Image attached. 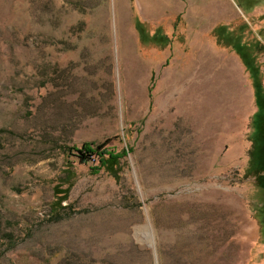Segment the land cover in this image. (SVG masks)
<instances>
[{
  "label": "rangeland",
  "instance_id": "374dc122",
  "mask_svg": "<svg viewBox=\"0 0 264 264\" xmlns=\"http://www.w3.org/2000/svg\"><path fill=\"white\" fill-rule=\"evenodd\" d=\"M149 1L0 0V264H264V0Z\"/></svg>",
  "mask_w": 264,
  "mask_h": 264
},
{
  "label": "trees",
  "instance_id": "16d2710c",
  "mask_svg": "<svg viewBox=\"0 0 264 264\" xmlns=\"http://www.w3.org/2000/svg\"><path fill=\"white\" fill-rule=\"evenodd\" d=\"M260 128L262 131L263 130V122H262ZM262 134L263 133H261L260 137H262ZM104 145L105 144H97V145L93 146L92 144L91 145L86 144V145L82 146V151L81 150H76V151L80 154V159H84L85 157L90 156V155H95L97 158L99 166L94 167V169L98 170L101 167H103V168L109 170L112 175L116 176L115 172L113 171V169L111 167L114 163H117L118 160L122 156H124L126 154V151L124 149H121L120 151L104 150V148H102ZM260 165L262 166V168H264V160ZM261 177H262V179H264L263 175ZM259 179H260V177H259Z\"/></svg>",
  "mask_w": 264,
  "mask_h": 264
},
{
  "label": "bare ground",
  "instance_id": "6f19581e",
  "mask_svg": "<svg viewBox=\"0 0 264 264\" xmlns=\"http://www.w3.org/2000/svg\"><path fill=\"white\" fill-rule=\"evenodd\" d=\"M145 1L147 2V0H145ZM148 2H152V1H149V0H148ZM154 5L158 6V2H155V1H154Z\"/></svg>",
  "mask_w": 264,
  "mask_h": 264
}]
</instances>
